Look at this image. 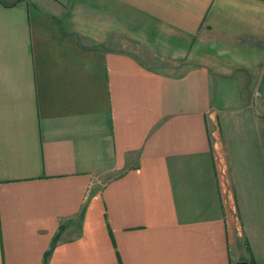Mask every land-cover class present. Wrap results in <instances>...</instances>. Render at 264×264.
<instances>
[{"label": "crops", "instance_id": "crops-1", "mask_svg": "<svg viewBox=\"0 0 264 264\" xmlns=\"http://www.w3.org/2000/svg\"><path fill=\"white\" fill-rule=\"evenodd\" d=\"M264 264V0H0V264Z\"/></svg>", "mask_w": 264, "mask_h": 264}, {"label": "water", "instance_id": "water-1", "mask_svg": "<svg viewBox=\"0 0 264 264\" xmlns=\"http://www.w3.org/2000/svg\"><path fill=\"white\" fill-rule=\"evenodd\" d=\"M238 264H247L246 262H240V263H238Z\"/></svg>", "mask_w": 264, "mask_h": 264}]
</instances>
